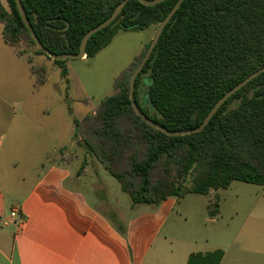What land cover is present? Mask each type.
I'll return each instance as SVG.
<instances>
[{
	"label": "trees",
	"instance_id": "trees-1",
	"mask_svg": "<svg viewBox=\"0 0 264 264\" xmlns=\"http://www.w3.org/2000/svg\"><path fill=\"white\" fill-rule=\"evenodd\" d=\"M122 1L21 0L39 41L55 55L78 54L85 34L108 19ZM8 2L11 12L0 2L5 43L18 47L26 41L36 46L15 0ZM177 2L145 6L130 0L112 25L89 39L87 57L96 56L120 30L138 32L161 24ZM36 54L48 57L39 49ZM53 62L68 81L66 62ZM138 65L132 73L122 72L115 82L117 94L106 98L95 115L73 118L76 140L118 181L133 205H158L169 197L182 199L189 194L207 196L233 182L264 187V73L227 100L203 131L170 137L147 125L132 107L131 77ZM262 67L264 0H185L141 71H151L150 99L162 120L141 107L139 77L135 101L168 131L195 129L226 93ZM31 70L35 86H42L46 68ZM246 93L251 96L244 98ZM240 98L236 108L226 111ZM219 210V197L210 200L209 216L216 218ZM109 215L124 233L115 213ZM224 255L222 249L194 253L188 264H221Z\"/></svg>",
	"mask_w": 264,
	"mask_h": 264
},
{
	"label": "crops",
	"instance_id": "crops-1",
	"mask_svg": "<svg viewBox=\"0 0 264 264\" xmlns=\"http://www.w3.org/2000/svg\"><path fill=\"white\" fill-rule=\"evenodd\" d=\"M2 33L0 24V264H188L191 254L211 252L194 238L174 241L177 225L189 215L180 203L186 196L125 212L109 194L97 193L96 184L89 188V163L78 157L82 147L74 125L65 152L51 158L49 151L44 158L28 159L31 168L19 169L18 139L36 122L27 113L30 100L47 82L46 74L45 83L36 87L31 68L43 66L48 72L57 65L53 60L33 64L25 51L7 45ZM241 240L212 250L224 251L221 264H264V256L248 258Z\"/></svg>",
	"mask_w": 264,
	"mask_h": 264
},
{
	"label": "rangeland",
	"instance_id": "rangeland-1",
	"mask_svg": "<svg viewBox=\"0 0 264 264\" xmlns=\"http://www.w3.org/2000/svg\"><path fill=\"white\" fill-rule=\"evenodd\" d=\"M0 2L7 11H12L8 0ZM159 25L155 24L138 32L120 30L96 56L89 58L86 55L83 59L65 61L69 69L68 81L62 76L59 66L49 67L46 84L30 100L31 106L27 110L36 122L30 124V129H23L18 139L21 171L24 166L26 170L31 168L28 159L44 158L49 151L53 154L50 155L52 158L57 156L58 150H67L71 127L74 125L73 118L81 120L88 115H95L106 98L117 94L116 80L124 71L132 73L141 61L146 47L151 44ZM109 36L108 33L106 38ZM18 45L19 50L25 51L34 60L33 64L43 65L42 62L38 64L37 60L48 61L47 63L52 61L51 58L37 55L38 48L26 41H21ZM138 77V101L141 107L152 118L162 120V113L156 110L150 99V86L153 82L150 69L140 73ZM250 96L251 93L243 95L244 98ZM240 101L241 98L232 101L226 111L236 108ZM80 143H77L82 147L78 151V157L89 163V188L93 183L96 184L97 193L109 194L125 212L143 207L144 205L132 204L128 195L121 192L117 181ZM216 197H219L220 210L218 216L210 221L207 214L208 203ZM180 203L181 208L189 215L186 222L177 225L175 242L178 240L181 243L185 242L181 239L194 238L199 242L203 241L204 246L212 251L219 246H232L235 239L240 237L248 258L264 256V187L233 182L228 189L212 190L207 196L187 195ZM104 210L111 213L109 207ZM235 236L238 237L234 238Z\"/></svg>",
	"mask_w": 264,
	"mask_h": 264
},
{
	"label": "water",
	"instance_id": "water-1",
	"mask_svg": "<svg viewBox=\"0 0 264 264\" xmlns=\"http://www.w3.org/2000/svg\"><path fill=\"white\" fill-rule=\"evenodd\" d=\"M130 0H123L114 10V12L112 13V15L106 19L104 22H102L100 25H98L97 27L91 29L90 31H88L85 36L83 37L82 41H81V45H80V51L78 54H61V55H55L52 54L51 52H49L44 46L43 44L39 41L28 17L27 14L25 12V9L22 5L21 0H15L16 6L18 8L19 14L27 28V30L31 33L33 39L35 40L36 43V47L41 50L43 53H45L48 57H50L53 61H67L70 59H83L86 56V46L87 43L89 41V39L95 35L96 33L106 29L107 27H109L110 25H112V23L114 21H116V19L120 16V14L122 13L123 9L125 8V6L128 4ZM140 3H142L145 6H156L166 0H137ZM185 0H178V2L176 3V5L173 7V9L170 11V13L165 17V19L163 20V22L159 25L157 32L151 42V44L149 45L141 63L138 65V67L136 68V70L134 71L132 77H131V84H130V101L132 104V107L134 108L136 114L138 115V117L143 120L147 125L160 130L161 132L165 133L166 135L170 136V137H179V136H185V135H190V134H195V133H199L201 131H203L208 124L210 123V121L212 120V118L217 114V112L223 107V105L225 104V102L227 100H229L236 92H238L240 89H242L246 84H248L249 82H251L253 79H255L257 76H259L260 74L264 73V67L260 68L259 70L255 71L254 73H252L251 75H249L246 79H244L242 82H240L236 87H234L232 90H230L228 93H226L215 105L214 107L211 109V111L209 112V114L206 116V118L204 119L203 123L195 129H191V130H186V131H177V132H171L168 131L167 129H165L164 127H162L161 125H159L158 123L154 122L153 120H151L147 115H145L141 109L139 108V106L137 105L136 101H135V97H134V92H135V84H136V80L138 78V76L140 75L141 71L144 69L145 65L147 64V62L150 60L166 26L169 24V22L172 20V18L174 17V15L177 13V11L180 9L181 5L184 3Z\"/></svg>",
	"mask_w": 264,
	"mask_h": 264
},
{
	"label": "built area",
	"instance_id": "built-area-1",
	"mask_svg": "<svg viewBox=\"0 0 264 264\" xmlns=\"http://www.w3.org/2000/svg\"><path fill=\"white\" fill-rule=\"evenodd\" d=\"M12 216H16V210L15 209L12 211Z\"/></svg>",
	"mask_w": 264,
	"mask_h": 264
}]
</instances>
